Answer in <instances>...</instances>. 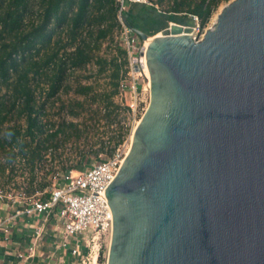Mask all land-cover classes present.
<instances>
[{
  "label": "water",
  "instance_id": "95a60500",
  "mask_svg": "<svg viewBox=\"0 0 264 264\" xmlns=\"http://www.w3.org/2000/svg\"><path fill=\"white\" fill-rule=\"evenodd\" d=\"M191 31L147 46L149 103L104 190L106 264H264V0Z\"/></svg>",
  "mask_w": 264,
  "mask_h": 264
},
{
  "label": "trees",
  "instance_id": "16d2710c",
  "mask_svg": "<svg viewBox=\"0 0 264 264\" xmlns=\"http://www.w3.org/2000/svg\"><path fill=\"white\" fill-rule=\"evenodd\" d=\"M229 1L147 0L168 15L196 16L201 29L219 5ZM117 14V0H0V150L11 149L9 163L19 155L32 165L42 150L53 146L59 131L44 134L40 120L44 104L39 105L36 88L44 80L49 96L62 88L70 90L64 84L65 71L81 70L91 62L97 40L107 35L104 22L120 26ZM124 24L134 32L126 19ZM117 51L126 62V50ZM119 73L115 65L114 87ZM84 89L80 86L76 93Z\"/></svg>",
  "mask_w": 264,
  "mask_h": 264
},
{
  "label": "rangeland",
  "instance_id": "374dc122",
  "mask_svg": "<svg viewBox=\"0 0 264 264\" xmlns=\"http://www.w3.org/2000/svg\"><path fill=\"white\" fill-rule=\"evenodd\" d=\"M227 3L219 5L200 35L213 27L215 16ZM121 15L131 26L150 38L168 28L170 24L193 27L189 15L185 17L168 15L163 13L159 7L149 4L128 3ZM117 23L120 26L111 20L104 22L107 27V35L97 40L93 49V58L89 64L76 71L67 68L64 84L69 86L70 90L65 91V88H62L55 95L49 96L47 83L44 80L40 81L35 93L39 105L44 104L43 115L40 119L43 132L47 134L59 131V133L53 146L42 150V156L32 165L27 162L26 158L23 159L19 155L9 163L11 149L6 147L4 151L0 150L1 194L14 195L22 188L27 195H35V198H40L39 193L48 190L50 178L56 172L73 168L82 170L89 167L102 159L100 155L109 154L119 141L120 145L129 148L130 133L136 124L121 105V97L118 94L117 86L114 87L116 81L113 78L115 65L120 68L117 85L126 71V62L117 51L124 48V35L119 21V13L117 14ZM192 33L194 32L192 31L190 34ZM59 36L60 39L65 40L62 34ZM194 36L195 39L200 37L199 33L192 34L191 38L193 39ZM56 38H58L57 35ZM137 42L141 44L142 40L137 38ZM63 53L64 51L61 50L62 59L65 58ZM31 82L32 85H36V81ZM80 86L86 87V89L82 94H77L76 90H79ZM19 123L24 128V120L20 119ZM14 153H17V150ZM4 203V201H0V216L6 212ZM17 233L19 232L13 234ZM55 241L53 237L43 238L40 244V250L44 252L41 256L43 264H73L68 256L60 258L61 255L57 254L58 251L55 249ZM109 242L110 238L103 237L98 244L94 245L93 251L97 248L101 250L100 259L96 257L95 260L92 253L86 264H106ZM36 260L38 259H35V262Z\"/></svg>",
  "mask_w": 264,
  "mask_h": 264
},
{
  "label": "built area",
  "instance_id": "2783aa9c",
  "mask_svg": "<svg viewBox=\"0 0 264 264\" xmlns=\"http://www.w3.org/2000/svg\"><path fill=\"white\" fill-rule=\"evenodd\" d=\"M132 4H148L147 0H126ZM119 17L125 10V0L118 2ZM193 22L195 41L202 38L199 19L189 15ZM123 30V46L126 50V71L117 85L121 105L137 125L149 103V79L146 76V45L137 42L135 33L119 18ZM147 93V96H146ZM128 148L118 144L102 159L85 167L56 172L50 178L48 190L29 196L20 188L16 194H1L6 212L0 216V240L10 241L13 233L19 232L27 238L23 252L17 255L21 262L41 257L44 237H53L60 258L68 256L73 264H86L94 254L98 257L100 248L93 251L103 237L110 238L112 216L104 190L116 176ZM85 251V252H84ZM60 261V260H59Z\"/></svg>",
  "mask_w": 264,
  "mask_h": 264
},
{
  "label": "crops",
  "instance_id": "0c3cea01",
  "mask_svg": "<svg viewBox=\"0 0 264 264\" xmlns=\"http://www.w3.org/2000/svg\"><path fill=\"white\" fill-rule=\"evenodd\" d=\"M19 234L20 233L13 234L11 241L4 242L0 240V264H43L44 261L41 257H36L32 261L26 262L17 260V255L23 252L25 245L27 244V238H23V236ZM35 259L38 260L35 262Z\"/></svg>",
  "mask_w": 264,
  "mask_h": 264
},
{
  "label": "bare ground",
  "instance_id": "6f19581e",
  "mask_svg": "<svg viewBox=\"0 0 264 264\" xmlns=\"http://www.w3.org/2000/svg\"><path fill=\"white\" fill-rule=\"evenodd\" d=\"M215 18H216V16H215ZM215 18H214V20H213V24H214V22H215ZM175 24V23H174ZM192 32V31H191ZM190 32V33H191ZM189 33V36H191L192 37V34H190ZM158 35H160V33L159 34H157L156 36H158ZM153 38V37H152ZM152 38H150V37H148L146 40H145V45H146V48H147V46H148V44H149V42L152 40ZM146 76L148 77V79H149V70H148V68H147V65H146ZM149 82H150V80H149ZM136 127V126H135ZM135 127H134V129L132 130V133H130L131 134V136H130V140H132V136H133V132H134V130H135ZM129 148H130V146H129ZM129 148H128V151H129ZM52 149V148H51ZM94 259H95V257H94ZM94 262H95V260H94Z\"/></svg>",
  "mask_w": 264,
  "mask_h": 264
}]
</instances>
